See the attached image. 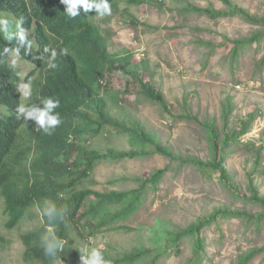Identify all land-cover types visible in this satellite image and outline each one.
<instances>
[{
	"label": "rangeland",
	"instance_id": "1",
	"mask_svg": "<svg viewBox=\"0 0 264 264\" xmlns=\"http://www.w3.org/2000/svg\"><path fill=\"white\" fill-rule=\"evenodd\" d=\"M135 1L138 0H118L110 16L93 20L111 52L132 55L131 63L138 66L142 80L162 95L167 110L143 92L138 83L117 71L105 74L106 85L104 89L100 87L101 93L106 88L119 93L118 105L183 157H211L205 122L223 124L226 133L241 128L242 133L226 147L224 155L240 195H233L217 172L206 173L191 164L170 162L154 152L120 161H100L78 188L129 190L138 186L140 177L157 169H164V173L154 187L144 188L138 206L117 223L119 229L102 225L92 233V227L70 224L68 235L83 252L98 247L113 257L135 252L136 247L148 248V253L133 264H235L241 252L264 245V220L217 215L200 230L202 246L198 251L193 248L192 239L185 237L174 250L167 248L158 253L152 242V229L160 222L170 231L179 230L217 208L250 213L262 209L241 197L249 196V185L264 194V38L247 45L235 58L230 56L231 40L248 37L260 27L237 15L211 18L192 10V6L225 8L219 0H142L141 4ZM231 1L251 14H264V0ZM0 16L15 20L3 12ZM10 31L14 32L15 27ZM0 38L4 39L2 35ZM9 63L20 70V83L30 82L33 86L37 77L33 64L14 51L9 54ZM32 70L34 73L26 80ZM126 81L131 85L123 91ZM108 99L113 113L125 114L116 110L111 97ZM26 102L21 96V103ZM7 114L11 110L6 111L1 105L0 116ZM240 122L245 123L241 126ZM113 132L110 127L95 135L90 146L103 152L109 147L128 149L125 136H115ZM256 151L257 161L253 155ZM3 204L0 195V262L33 264L23 260L25 247L21 235L41 225V213L50 212L49 205L33 207L15 227L6 228ZM89 237L93 239L88 241ZM155 252L158 256L151 260ZM248 264H264V251Z\"/></svg>",
	"mask_w": 264,
	"mask_h": 264
},
{
	"label": "trees",
	"instance_id": "2",
	"mask_svg": "<svg viewBox=\"0 0 264 264\" xmlns=\"http://www.w3.org/2000/svg\"><path fill=\"white\" fill-rule=\"evenodd\" d=\"M219 1L225 8L192 6V10L211 18L237 15L245 22L260 27L248 37L230 41V56L235 58L247 45L264 38V14H251L231 0ZM135 2L141 4L143 1ZM109 3L113 12L118 0H109ZM65 7L61 0H0V13L10 14L14 19L24 18L23 27L30 31L28 38L33 45L25 52L14 35L11 40L0 38V106L3 105L6 111L11 110V114L0 116V195L4 203L5 227H15L35 206L42 208L47 203L51 209L41 213V225L21 235L25 247L23 260L33 264H80V256L84 252L69 237V225L92 227V233L102 225L119 229L117 223L126 219L138 206L144 188L147 185L154 187L164 173V169H157L146 177H140L138 186L129 190L78 188L100 161H120L154 152L170 162L191 164L206 173L217 172L219 180L228 190L233 195H240L236 181L224 163V155L226 147L242 133L241 128L226 133L223 124L218 126L212 120L205 122L211 148L209 159L191 155L183 157L175 152L118 105L119 93H113L109 88L104 94L100 91V80L105 79V74L117 71L138 83L143 92L167 110L162 95L156 93L149 82L142 80L138 66L131 63L132 55L125 57L109 50L105 37L93 20L98 16L96 9H89L86 13L78 7V16L71 18L65 13ZM17 47L19 56L33 64L37 71L32 86L33 96L26 104L43 107L40 102L43 98L59 100L55 112L59 113L62 122L51 135L43 130L37 131V122L33 118L27 121L16 118L15 109L21 104V95L17 91L20 70L9 63V54ZM45 47L57 52L55 69L49 68L46 63L50 52L45 53ZM41 56L43 58L39 59ZM35 70L26 76V80ZM130 85L131 82L126 81L123 91H128ZM108 97L114 100L118 107L116 110H121L124 115L112 112ZM226 117L224 110L223 118ZM244 123L240 122L241 126ZM110 127L114 130L113 135L125 136L128 149L109 147L103 152L90 146V139ZM253 155L257 161L259 151ZM241 198H248L262 209L250 213L241 209L217 208L188 226L173 231L156 222L152 229V242L158 253L167 248L174 250L185 237L192 239L196 251L200 250V230L217 215L245 217L256 222L264 220V194H260L257 187L249 185V196L243 194ZM90 239L93 238L89 237L88 241ZM61 241L62 246L46 251L50 243L59 244ZM103 251L111 264H133L149 249L136 247L135 252L118 257ZM262 251L264 245L250 247L237 255L235 264H248ZM158 253L155 252L151 260Z\"/></svg>",
	"mask_w": 264,
	"mask_h": 264
},
{
	"label": "clouds",
	"instance_id": "3",
	"mask_svg": "<svg viewBox=\"0 0 264 264\" xmlns=\"http://www.w3.org/2000/svg\"><path fill=\"white\" fill-rule=\"evenodd\" d=\"M61 3L66 6L65 13L71 18L78 16V7H82L86 13L89 9H96L97 15L101 19L112 14L109 0H61ZM24 22L23 17L10 21L7 17L0 16V35L6 40H11L14 35L19 42V46L24 47L25 52H28L33 45L32 41L28 38V31L23 27ZM12 26L15 27V32L10 31ZM5 51L7 52L8 49H5ZM44 52H50L46 63L49 68L55 69L57 67V64L55 63L57 52L55 49L48 47L44 48ZM15 53L19 56V47L15 48ZM141 57H143V55ZM41 58L43 57H39V59ZM15 63L16 61L13 60V65H15ZM100 83L103 88L106 81L103 79L100 80ZM17 91L25 101L30 100L33 96V88L30 82L19 83L17 85ZM40 102L43 104V107H37L33 103L19 104L15 109L16 118L23 119L24 121H27L28 118H33L37 122V131L43 130L46 134L51 135L52 131L62 122L59 113L55 112V109L59 107V100L48 97L41 99ZM21 114H23V118H21ZM53 239H55V237ZM62 245V241L59 244L50 243L46 251L50 252L53 247H60ZM57 264H62V262H57ZM80 264H111V262L106 260L102 248L92 247L85 250L80 256Z\"/></svg>",
	"mask_w": 264,
	"mask_h": 264
},
{
	"label": "built area",
	"instance_id": "4",
	"mask_svg": "<svg viewBox=\"0 0 264 264\" xmlns=\"http://www.w3.org/2000/svg\"><path fill=\"white\" fill-rule=\"evenodd\" d=\"M141 55H143V54H141Z\"/></svg>",
	"mask_w": 264,
	"mask_h": 264
}]
</instances>
